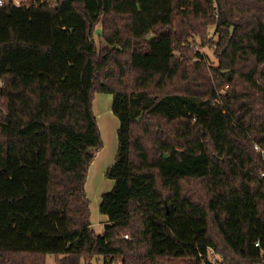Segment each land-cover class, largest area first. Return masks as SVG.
<instances>
[{
    "label": "trees",
    "instance_id": "trees-1",
    "mask_svg": "<svg viewBox=\"0 0 264 264\" xmlns=\"http://www.w3.org/2000/svg\"><path fill=\"white\" fill-rule=\"evenodd\" d=\"M211 25L209 65L186 41ZM101 93L119 128L97 232L86 182L105 145ZM256 145L264 0L0 6V264H213L210 248L222 264H264Z\"/></svg>",
    "mask_w": 264,
    "mask_h": 264
},
{
    "label": "rangeland",
    "instance_id": "rangeland-1",
    "mask_svg": "<svg viewBox=\"0 0 264 264\" xmlns=\"http://www.w3.org/2000/svg\"><path fill=\"white\" fill-rule=\"evenodd\" d=\"M21 1L28 3L31 0H21ZM100 29H101V26H98L97 31H96V38L98 37V33ZM214 29H215V25H211L208 27L207 38L204 41H202L200 37H198L197 35L192 36L188 41H186V45L189 46V48H191L195 54H198L200 51L201 58L205 60V62L209 65L217 63V59L215 58V55H214V50L217 47V44H216L217 37L216 35L212 33ZM210 34H212L211 36L212 38L210 37ZM100 100L102 102H100ZM112 102H113V96L108 93L97 94L96 99L94 101V104H96L94 106L95 114L96 116L97 114L99 115L97 116V120L99 119L100 121V124L98 121L99 126L102 125V121L105 122V126L103 125L104 127L102 128L103 129L102 136L104 135L103 139H104L105 145L103 149H101L100 151L104 150L102 156L109 158V159L107 158V160L104 159V157H101L102 159L101 158L98 159L94 172L90 173L91 169L89 170V174L87 178L88 183L86 182V186L88 184V189L86 187V191L88 193L89 198L91 199L93 227L97 232H102V229H103L102 216L104 215L101 214L99 211V205H100L101 196H102L100 193L102 191H105L104 187L107 184L113 182V186H114V181L105 175L106 170L110 166V164L107 165V163L111 161L112 158L114 159L116 157L117 149H118L117 129L119 127V120L113 113H111ZM100 105L103 106V109L99 108L100 110L99 111L97 106L99 107ZM110 118H112L113 121H111ZM102 160L104 162H102ZM108 191H105V192H108ZM105 192H102V193H105ZM254 251H257L260 254H264V242L261 247L254 249ZM93 262L95 264L97 263L103 264L102 260L98 262L95 259ZM46 264H60V263L58 262L55 254H48ZM115 264H122V262L119 260Z\"/></svg>",
    "mask_w": 264,
    "mask_h": 264
},
{
    "label": "crops",
    "instance_id": "crops-1",
    "mask_svg": "<svg viewBox=\"0 0 264 264\" xmlns=\"http://www.w3.org/2000/svg\"><path fill=\"white\" fill-rule=\"evenodd\" d=\"M96 99V98H95ZM100 102H102L101 100H100ZM96 103V102H95ZM102 104V103H101ZM96 104H94V106H95ZM97 108H98V110H99V108L100 109H103V106H97ZM100 111V110H99ZM101 111H103V110H101ZM111 113H113V111H112V109H111ZM114 114V113H113ZM97 116H99L98 114H97ZM99 118V117H98ZM118 119V118H117ZM102 120V119H101ZM110 120L111 121H113L112 120V118H110ZM119 120V119H118ZM98 121H99V119H98ZM99 124H100V121H99ZM105 126V122L104 121H102V125H100V129H101V132H102V134H103V127ZM119 128V127H118ZM117 131H118V129H117ZM104 136V135H103ZM103 151L104 150H102V151H99L98 153H97V155H96V157H95V159H94V161H93V165L91 166V170H90V173H93L94 172V170H95V167H96V164H97V162H98V159H100L101 157H104V159H106L107 160V158L105 157V156H102V154H103ZM102 159V158H101ZM109 159V158H108ZM100 161V160H99ZM109 161V160H108ZM114 161H115V158L113 159H111V161H109L108 163H107V165L108 164H110V165H112L113 163H114ZM102 162H104L103 160H102ZM88 183V182H87ZM112 183V184H111ZM111 183H109V184H107L106 186H107V188H106V186L104 187V190L105 191H108V190H110L112 187H113V182H111ZM87 189H88V184H87ZM105 191H102V192H105ZM100 193L101 195L103 194V193ZM102 219H103V221H102V223H103V225H104V223H106L107 221H108V217L106 216V215H104V216H102Z\"/></svg>",
    "mask_w": 264,
    "mask_h": 264
},
{
    "label": "built area",
    "instance_id": "built-area-1",
    "mask_svg": "<svg viewBox=\"0 0 264 264\" xmlns=\"http://www.w3.org/2000/svg\"><path fill=\"white\" fill-rule=\"evenodd\" d=\"M10 1L13 2L16 6H22L24 4V2L21 0H0V6L4 5L5 3L10 2ZM214 30L212 31L213 34H214ZM209 32H211V31H209ZM211 36H212V34H210V37ZM255 147L257 149H260L262 151V153L264 154V149H261L258 145H256ZM125 237L130 238V236L128 234H125ZM255 245L260 246V242L259 241L256 242ZM208 255H209L210 262H212L213 264H222V257L213 248L209 249Z\"/></svg>",
    "mask_w": 264,
    "mask_h": 264
}]
</instances>
